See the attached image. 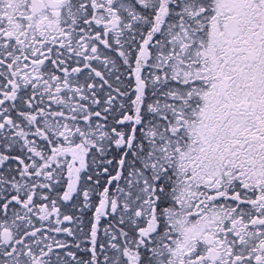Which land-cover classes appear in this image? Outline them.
Masks as SVG:
<instances>
[{
  "label": "rangeland",
  "instance_id": "374dc122",
  "mask_svg": "<svg viewBox=\"0 0 264 264\" xmlns=\"http://www.w3.org/2000/svg\"><path fill=\"white\" fill-rule=\"evenodd\" d=\"M31 1L3 2L17 17L14 24L26 27L13 28L21 44L0 46V58H25L33 66L26 73L42 87L40 110L55 114L40 122L42 130L57 140V155L63 145L73 146L82 164L85 152L88 175L68 203L63 196L57 205L51 198L42 202L48 187L61 191L64 158L55 171L34 177L39 155L30 152H43L45 144L26 143L29 128L0 134L3 154L16 148L28 157L18 191H11L23 204L7 206L9 191L0 184V264H197L207 237L227 258L233 255L237 247L230 241L243 237L241 228L254 216L233 205L249 200L241 191L261 173L249 139L258 118L244 107L250 103L252 112L264 100V72L260 64L250 67L245 53L262 48L264 64V0H175L144 72L143 108L135 99L133 65L162 0H93L95 11L80 10L82 3L92 7L91 0H75L60 21L48 13L32 16ZM230 22L240 25L238 39L224 31ZM36 52L44 68L33 65ZM133 128L135 144L118 180L113 158L125 154L122 142ZM104 196L108 219L94 238Z\"/></svg>",
  "mask_w": 264,
  "mask_h": 264
},
{
  "label": "flooded vegetation",
  "instance_id": "af4514ba",
  "mask_svg": "<svg viewBox=\"0 0 264 264\" xmlns=\"http://www.w3.org/2000/svg\"><path fill=\"white\" fill-rule=\"evenodd\" d=\"M4 1L7 0H0V46L21 44L20 42H17V34L16 31H13V28L16 30L26 26L14 24V21L17 20V17H11L9 15L10 6L9 4L6 5V3L4 5ZM39 1L44 2L45 5L43 6L42 13L38 17L48 13L49 16L54 19L57 9H53L51 7L55 6V3L58 1L52 0L49 3L46 0ZM60 2L61 5L59 8V20H62L66 15L67 8L70 4L73 5L75 0H70L69 3L68 0H61ZM91 9L93 11L97 10L96 5L93 4ZM80 10H86L83 3L80 6ZM157 17L153 19L151 27L145 32L144 40L141 41V47L147 38L151 36L155 40L153 42V46H155L159 41L161 33L163 32V27L161 28V21ZM11 18L14 20L11 21ZM158 26H160L161 30H158ZM262 43L263 42H261V44ZM38 53L41 54V52ZM84 53H87V50H85ZM95 53L96 51H94V55ZM245 53L248 54L247 56L254 55V61L252 62L249 61L247 57L250 67L260 64V69L262 72H264V64H262L263 62L261 61L263 58L262 48L260 51H247ZM19 59H23L24 62L20 63L18 61ZM25 62L26 59L20 57L15 58V60L11 63L0 58V67L6 70L5 73H3L0 69V134L2 132L10 133V130L12 129L29 128L31 133L28 132L27 135H30V137L27 139L28 141L25 140V142H42L45 144L43 152H30L31 156L39 155L37 156V159L35 160L36 162L34 164V177H42L55 171V166H57L56 162L64 158L62 175L63 180L62 186L60 187L61 191L58 193L57 189L55 190L53 187H48L47 190L50 191L51 194H49L48 198L44 197V201H42L47 202V199L51 198V200L57 205L58 196L65 197L64 202H67L69 197L72 196L73 193L76 195L79 192V189L83 186L86 176L88 175L86 173V170L88 169L87 158L85 152H82V164H79V160L77 157L74 158V152L71 150L73 146L68 147L64 145V152L60 155H57V148L54 146V144L57 143V140L52 135H49L48 132L42 130L40 126V122L47 123V120L50 118V116L55 114H50L49 110L47 112H42L40 110L41 104L44 100L43 90L41 86L36 87V84L38 83V78L36 76L33 79L28 77L29 74L26 73V69H31L33 66L29 67V65L25 64ZM38 62H34L33 65H38V67L43 66L44 68L45 65L42 64L43 62ZM140 65V62L137 59L133 65V68H135L134 73L136 68H139ZM256 83L257 81H254L253 87ZM251 91L255 92L253 89H251ZM45 99L46 101H44V103L48 104V96ZM35 102H37V105ZM36 107H38V110H36ZM244 108L246 109V112L250 114V117L256 119L258 118V124L256 125L258 126V131L256 133L253 132L252 134L254 135L251 138L249 137V139L252 140L254 148L258 150L255 156L259 159L257 164L261 166V173L257 176V180L259 181L251 184V186L248 185L250 188L247 191L244 189L241 191L248 196L249 200L242 201L240 204L233 206L237 207V212H244L248 208L247 211H252L254 216L250 217L248 219V224L241 228L244 233L243 237L240 240L235 239L230 241L231 245L237 247V249H235L236 252L233 255H230L227 258V254L218 250V247L220 246L219 243L212 239V246H207L205 242L207 249L206 254L204 256L200 255L197 257V259L195 258L193 260V262H196L197 264H264V100H261L259 108L253 110L252 112H250L251 110H248L250 108V103H246ZM36 134L39 136H36ZM15 138L16 137H14V139ZM20 138L22 137H17V139ZM3 140H6V138L0 136V172L2 173L0 176V184L4 185L9 191L7 206H19L18 203L23 204L24 200L22 201L18 195H16L15 199L12 198L13 195L11 194V191H18L15 184L21 178V176H25V172L27 170L26 158L28 160V157H26L24 152H18L16 148H11L10 150L5 151L3 154L2 149L4 144L1 143ZM51 140L52 142H50ZM125 146L126 141L124 140L122 142V150L120 149V152L125 149ZM125 153L127 161L124 168L118 169V180L124 176V172L128 166L129 151L127 147ZM245 161L242 162L250 163L251 158H249L246 162ZM252 161L253 164L251 167L254 170V154ZM4 167L9 168L7 170H3ZM74 190L75 192H73ZM68 221H70L69 224L73 223L72 220Z\"/></svg>",
  "mask_w": 264,
  "mask_h": 264
},
{
  "label": "water",
  "instance_id": "95a60500",
  "mask_svg": "<svg viewBox=\"0 0 264 264\" xmlns=\"http://www.w3.org/2000/svg\"><path fill=\"white\" fill-rule=\"evenodd\" d=\"M34 13H37V10H33ZM167 15V11L165 12L164 16ZM226 32L228 33V35L230 37H236L237 36V25H229L226 28ZM152 39H150L149 41L146 42V44L144 45L142 54H141V58L144 61L145 59H148L149 56V46L151 45ZM136 83L138 84V89H139V94H141L142 90L144 89V85L142 83V71L139 72V74L136 77ZM107 205H108V200L104 199L102 201L101 207L99 209V215H106L107 213Z\"/></svg>",
  "mask_w": 264,
  "mask_h": 264
},
{
  "label": "bare ground",
  "instance_id": "6f19581e",
  "mask_svg": "<svg viewBox=\"0 0 264 264\" xmlns=\"http://www.w3.org/2000/svg\"><path fill=\"white\" fill-rule=\"evenodd\" d=\"M37 57H38V52H36V53L34 54V62H38L37 59H36Z\"/></svg>",
  "mask_w": 264,
  "mask_h": 264
}]
</instances>
